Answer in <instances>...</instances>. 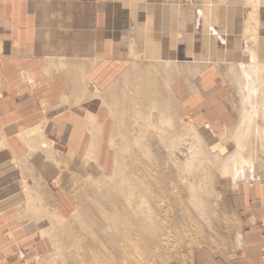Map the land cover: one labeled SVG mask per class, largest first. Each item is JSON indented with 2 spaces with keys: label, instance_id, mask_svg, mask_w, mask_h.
<instances>
[{
  "label": "crops",
  "instance_id": "0c3cea01",
  "mask_svg": "<svg viewBox=\"0 0 264 264\" xmlns=\"http://www.w3.org/2000/svg\"><path fill=\"white\" fill-rule=\"evenodd\" d=\"M186 1L0 0V264H51V219L67 217L73 202L59 186L107 170L108 152L91 165L90 148L108 129L107 90L134 71L139 54L177 62L179 101L201 107L182 72L186 58L191 74L210 55L187 48L204 13ZM210 20L199 31L209 40L219 23ZM220 23L235 32V20ZM203 73L201 89H218L219 71ZM247 185L230 210L244 224L238 242L204 248L195 264H264V185Z\"/></svg>",
  "mask_w": 264,
  "mask_h": 264
},
{
  "label": "rangeland",
  "instance_id": "374dc122",
  "mask_svg": "<svg viewBox=\"0 0 264 264\" xmlns=\"http://www.w3.org/2000/svg\"><path fill=\"white\" fill-rule=\"evenodd\" d=\"M186 4L204 13L200 20L198 17L197 34L192 35L198 40L186 44L187 48L207 49L210 56L200 58L201 66L197 65L191 74L189 61L193 59L186 58V73L182 72L186 83L198 88L188 92L192 95L200 92L201 107L195 110L179 101L173 88L179 81L178 74H172L178 67L177 62L168 61V64L161 59L138 55L135 72L123 74L118 86L107 90L111 100L106 99L102 107L101 124L108 125V129L90 148L91 165H98L103 150L108 152V165L103 166L107 170L102 169L97 174L91 170L89 177L74 174L67 185L59 186L73 198L72 207L67 217L51 220H69L80 208L85 212L69 224L66 232L52 226L55 249L51 252V264H195L198 253L204 248L224 249L226 239L234 244L238 242L244 224L230 215V210L238 206L235 195L243 184L264 185V0H187ZM205 18H211L212 25L213 21H219L218 34L212 35L210 40L199 33ZM225 20H235V32L219 28L220 21ZM248 25L252 32H247ZM204 69L219 71L218 89H201ZM249 73L253 76L250 81L247 80ZM149 85L162 99L146 98ZM160 101L168 105L167 109L162 108L163 114L157 109ZM253 107L260 109L259 114ZM162 119L168 124L160 128ZM120 126L125 129L121 130ZM237 132H242L241 138ZM137 134H142L139 137L143 143L139 146L134 142ZM123 135H129L131 140L127 151L124 147L127 137ZM236 152L242 155L239 161L245 167L239 166L245 171L243 177L240 175L235 180L234 165L238 163L235 164L234 159L240 157ZM115 170L118 175H125L121 188L126 192L116 198V208L124 207L131 213V220L139 224L141 218L155 224L154 231L137 224L127 234L118 232L110 238L101 233L100 226L104 222L101 214L115 211L108 201L112 196L109 195L108 200L102 197L104 182L118 176Z\"/></svg>",
  "mask_w": 264,
  "mask_h": 264
},
{
  "label": "bare ground",
  "instance_id": "6f19581e",
  "mask_svg": "<svg viewBox=\"0 0 264 264\" xmlns=\"http://www.w3.org/2000/svg\"><path fill=\"white\" fill-rule=\"evenodd\" d=\"M250 16V15H249ZM249 18V17H248ZM250 19V18H249ZM253 19V18H252ZM254 21V20H253ZM252 23V22H251ZM256 23V22H255ZM250 25V24H249ZM248 25V26H249ZM251 26V25H250ZM250 26L248 27V28H246V30H247V32L250 30L251 31V29H250ZM254 26V25H253ZM253 29V28H252ZM255 30V29H254ZM252 32V31H251ZM254 32V31H253ZM252 71V70H251ZM135 72V71H134ZM133 73V72H132ZM253 73V72H252ZM251 73V74H252ZM246 74H248V73H246ZM250 73H249V75H248V77H247V80L248 81H250V80H252L250 77L252 76ZM126 75V74H125ZM257 75V74H256ZM131 77V76H130ZM252 78H253V76H252ZM248 84L249 85H251V86H253L252 84H250V82H248ZM256 86V85H255ZM259 86V85H258ZM253 87H251V89H252ZM253 89H255V88H253ZM252 89V90H253ZM147 90H148V92H146V98H148V100H154V99H162V97L161 98H159V96L156 94V91H155V89L153 88V86H150L149 85V88H147ZM259 93V92H258ZM260 99V98H259ZM262 103V102H261ZM148 104L150 105L151 104V102L149 103V101H148ZM156 104V103H155ZM135 105H138V103H136ZM149 105H147L146 106V108H147V111H150L149 110ZM255 106H256V103H255ZM254 106V107H255ZM262 106H264V105H262ZM167 107H168V105H167V103L165 102V101H160L159 103H158V105H157V109L159 108L160 109V112L163 114V112H162V108H166L167 109ZM253 107V109H256V108H254ZM258 107V106H257ZM260 108H262V107H260ZM264 109V108H263ZM257 111L258 110H260V109H256ZM252 111V110H251ZM251 111H249V113L251 112ZM186 113V112H185ZM254 113H256V112H254ZM257 114H259V111L257 112ZM251 115H253L252 113H251ZM250 115V116H251ZM188 116V115H187ZM256 116H258V115H256ZM264 116V115H263ZM259 117V116H258ZM165 118V117H164ZM241 118V117H240ZM252 118H254V116L252 117ZM182 119V118H181ZM248 118H246V120H247ZM258 119V118H257ZM171 119L169 118V120H168V122L170 121ZM254 120V119H253ZM247 121H249V120H247ZM251 121V120H250ZM245 122V121H244ZM161 124H162V126L160 127V128H162L163 127V124H166L167 123V121H165L164 119H162L161 120V122H160ZM169 123H171V122H169ZM168 124V123H167ZM166 126V125H165ZM174 127H175V125H174ZM226 127V126H225ZM240 127V126H239ZM119 128H121V130H124L125 129V127H123L122 128V126H120ZM241 128V127H240ZM127 129V128H126ZM169 129V128H168ZM237 131H240L239 129L237 130ZM233 132V131H232ZM240 133V132H239ZM242 133V132H241ZM240 133V134H241ZM237 134H238V132H237ZM240 134H238V136L240 135ZM118 135V134H117ZM141 136H142V134H140ZM140 135H134L135 137V139H134V142H135V144H137L138 146L139 145H141L143 142H142V139L140 138L141 136ZM120 136V135H119ZM140 136V137H139ZM145 136V135H144ZM160 136V135H159ZM227 136V135H226ZM242 136H243V134H242ZM123 138H125V137H127V136H125V135H123L122 136ZM128 137H129V135H128ZM128 137L127 138H125V145H124V147L126 148V150L125 151H127L130 147H131V140L130 139H128ZM112 138H113V136H112ZM145 138H146V136H145ZM239 138H241L240 136H239ZM171 139V138H170ZM175 140V139H174ZM173 141V140H172ZM174 142V141H173ZM112 144H113V141H112ZM96 145V144H95ZM119 145V144H118ZM121 145V144H120ZM92 148L94 147V144L91 146ZM141 147V146H140ZM146 147V146H145ZM144 147V148H145ZM123 148V147H122ZM169 148V147H168ZM104 151V150H103ZM124 152V151H123ZM91 153H93V151L91 152ZM250 153V152H249ZM136 154H138L137 152H136ZM151 154V153H150ZM149 154V155H150ZM155 154V153H154ZM235 154H237L238 156H240L238 159H234V160H236V161H234L235 162V164H236V162L238 163V165L236 164V165H234L235 167H234V179L236 180V179H238L237 177L238 176H240V175H242V177H243V175H244V165L242 164V163H240L241 161H239V160H242L241 158V154L239 155V152H236ZM145 155V154H144ZM236 155V156H237ZM124 158V157H123ZM140 158H142V157H140ZM109 160V159H108ZM111 160V159H110ZM137 160V159H136ZM244 160V159H243ZM119 161V160H118ZM110 163H112L111 161H109ZM142 162V161H141ZM146 162V161H145ZM109 163V164H110ZM118 164V163H117ZM116 164V165H117ZM124 164V163H123ZM133 164V163H132ZM143 164V166H144V164L145 163H142ZM149 164V163H148ZM148 164L146 165V166H148ZM243 165L244 167H241V166H239V165ZM256 164V163H255ZM137 165V164H136ZM150 165V164H149ZM228 165V164H227ZM100 166V165H99ZM110 166V165H109ZM138 166H139V164H138ZM137 166V167H138ZM143 166L141 165V168H143ZM145 166V167H146ZM101 167V166H100ZM103 167V166H102ZM136 167V166H135ZM140 167V166H139ZM144 167V168H145ZM117 168H120V170H123L122 169V167H120V166H118ZM116 168V169H117ZM228 168H229V166H228ZM251 168H253V165H252V167ZM138 169V168H137ZM110 170H111V168H110ZM116 171V173H117V171L118 170H115ZM115 171H114V175L116 174L115 173ZM124 171V170H123ZM123 171H122V173H123ZM251 171V170H250ZM129 172V171H128ZM151 172H152V170H151ZM255 173V172H254ZM121 174V173H120ZM128 174V173H127ZM136 174V173H135ZM239 174V175H238ZM118 175V173L116 174V176ZM124 174H121V175H118L116 178L114 177L113 179H112V177H110L111 178V180H109L108 182H104V191H105V193H104V191H103V194H102V197L104 198V199H107L108 200V196L109 195H111L112 196V198L111 197H109L110 198V200H108V201H111V204L114 206V210L115 211H113V212H110V213H107V212H103L102 214H101V216L103 217V219H104V222H103V225L102 226H100V230H101V233L102 234H104L105 236L106 235H109L108 237H110V236H112L113 237V235L115 236V234H117L118 232L119 233H121V232H124V234L126 233H130V231L137 225V224H139L136 220H131V213L129 214V212L127 211V210H125L124 209V207H122V208H116L117 206V204H116V198L118 197V196H121V195H124L125 193H124V191H123V189L121 188V184L123 183V181H124V176H123ZM140 175V174H139ZM247 175V174H246ZM106 176V175H105ZM127 176V175H126ZM138 176V175H137ZM130 177V176H129ZM128 177V178H129ZM149 178H151V175H150V177ZM241 178V177H240ZM251 178V177H250ZM107 178H105V180H106ZM109 179V178H108ZM154 179V178H153ZM127 180V179H126ZM130 180H131V178H130ZM134 180V179H133ZM139 180H141L140 178H139ZM148 180V179H147ZM128 181V180H127ZM132 181V180H131ZM131 181H129V184L131 185ZM145 181V180H144ZM143 181V182H144ZM148 182V181H147ZM100 183H102V182H100ZM124 184H125V182H124ZM124 184H122L123 186H124ZM146 185V184H145ZM100 186V185H99ZM151 186V185H150ZM99 188V187H98ZM101 188V187H100ZM120 188H121V190H120ZM133 188V187H132ZM132 188H130V191H131V189ZM143 189V188H142ZM126 190H128V189H126ZM101 192V191H100ZM135 192V191H134ZM134 192H133V194H134ZM144 192H146V191H144ZM148 192H150L149 190H148ZM131 193V192H130ZM192 193V192H191ZM140 194V193H139ZM146 195V194H145ZM133 195H131V197H132ZM126 197V196H125ZM134 197V196H133ZM132 197V198H133ZM127 198V197H126ZM103 199V200H104ZM137 199V198H136ZM144 199H145V197H144ZM90 201V200H89ZM131 200H130V198H129V200H128V202H130ZM140 201V200H139ZM104 202V201H103ZM142 202V201H141ZM144 203V202H143ZM148 203V202H147ZM120 204V203H119ZM123 204V203H122ZM129 205H130V203H128ZM110 205V204H109ZM133 205V204H132ZM132 205L130 206V208L132 207ZM147 205V204H146ZM148 206V205H147ZM79 207H81V206H79ZM83 208V207H82ZM133 208V207H132ZM144 209V208H143ZM108 210V209H107ZM137 210V211H136ZM135 211L136 212H138L139 211V206L137 207V209H136ZM134 211V212H135ZM84 212H85V210H83V209H79V210H76L75 211V213L70 217V219L69 220H62L61 218V220L60 219H57V220H55V221H52L53 223H52V225H54V227H53V229L54 228H56L57 227V230H59V229H61V231H63V232H66L67 231V227H69V224H71L72 223V221H74L77 217H79V219L81 218L80 216L82 215V214H84ZM131 212V211H130ZM133 212V213H134ZM144 211H142V213H143ZM150 213V212H149ZM138 214H139V212H138ZM137 214V215H138ZM135 215H136V213H135ZM140 215H142V214H140ZM145 215V214H144ZM151 215V214H150ZM153 215V214H152ZM57 218H58V216H57ZM54 219V218H53ZM153 219V218H152ZM93 223H95L94 221H93ZM140 224H141V226H142V224L144 225V227H146L145 229L146 230H152V231H154L152 228L154 227L153 225H155V224H153V223H148V220H146L145 218H141V221H140ZM140 224H139V226H140ZM144 227L142 228V229H144ZM52 229V230H53ZM156 231V230H155ZM59 232V231H58ZM55 232H53V234H54ZM149 233V232H148ZM154 233V232H153ZM49 234H51V233H49ZM52 234V235H53ZM56 237H57V235H55ZM116 236H121V234L120 235H116ZM123 236H125V235H123ZM122 236V237H123ZM126 236H128V235H126ZM125 236V237H126ZM111 238V237H110ZM133 238V237H132ZM56 239V238H55ZM124 239V238H123ZM125 240V239H124ZM126 240L127 241H129L128 240V238H126ZM53 241H54V238H53ZM114 240H112V242H113ZM131 242V241H130ZM129 242V243H130ZM108 243V242H107ZM117 249H119V248H117ZM105 250H106V246H105ZM108 251V250H107ZM125 252H127V251H125ZM120 253H122V251H120ZM118 254V253H117ZM123 254V253H122Z\"/></svg>",
  "mask_w": 264,
  "mask_h": 264
}]
</instances>
